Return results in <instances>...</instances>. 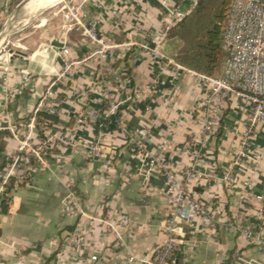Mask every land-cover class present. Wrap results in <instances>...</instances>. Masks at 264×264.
<instances>
[{
  "label": "crops",
  "instance_id": "crops-1",
  "mask_svg": "<svg viewBox=\"0 0 264 264\" xmlns=\"http://www.w3.org/2000/svg\"><path fill=\"white\" fill-rule=\"evenodd\" d=\"M13 1L0 0V17ZM189 3L86 1L79 19L94 23L97 35L109 44L122 45L113 58L83 61L96 46L67 15L63 0L21 23V54L0 63V132L9 133L0 152V175L18 155L10 128L30 117L65 61L74 64L53 87L58 114L40 115L34 137L68 135L72 144L54 142L44 166L19 157L16 175L22 181L11 179L6 207L0 208V264H146L152 258L164 240L170 205L163 194L165 172L151 169L149 158L163 159L167 171L184 182V171L194 160L183 149L199 133L195 106L201 89L187 76L173 80L172 67L140 45L160 33L172 7L187 10ZM63 47L69 55L61 54ZM107 97L118 103L120 117L105 119L97 140V118L106 111ZM247 113L246 103L230 98L218 133L208 139L197 168L214 178L199 177L187 185L195 198L212 205V222L181 224L184 248L174 264H264L263 216L256 201L240 196L244 181L252 184L248 193L253 199L264 196V126L255 133L244 165L234 171L239 183L227 188L219 180L232 168ZM142 136L147 155L134 150L133 142ZM96 140L98 155L91 158L87 146ZM124 217L129 224L117 239L112 226ZM245 231L260 240H248Z\"/></svg>",
  "mask_w": 264,
  "mask_h": 264
},
{
  "label": "built area",
  "instance_id": "built-area-1",
  "mask_svg": "<svg viewBox=\"0 0 264 264\" xmlns=\"http://www.w3.org/2000/svg\"><path fill=\"white\" fill-rule=\"evenodd\" d=\"M86 1L89 0H63L67 15L82 28L86 37L96 46V49L83 61L93 57L113 58L122 45L109 44L103 37L97 35L94 23L85 25L79 19V11ZM94 1L100 4L101 0ZM194 4L193 1L187 10H182L177 5L172 7L169 12V21L163 24L160 33L150 35L148 41L140 45L145 53L166 62L168 66L172 67L173 80L187 76L194 79L195 85L201 89L196 97L195 106L199 133L193 135L183 149V152L194 160V165L184 171V182L179 183L175 176L167 171V165L163 159L149 158L151 169L161 167L165 172L163 194L170 206L164 227V240L153 250L152 258L146 264H174L176 256L180 255L184 248L181 224L190 225L196 219L212 222V205L195 198L187 183L199 177L214 178L211 172H201L197 167L201 165L203 153L208 150V139L215 136L220 129L222 112L230 98L236 97L246 103L248 113L239 139V148L232 162V168L226 170L219 178L225 187L231 188L239 183L234 171L239 170L244 165L255 133L264 126V4L259 0H233L231 2L221 39V47L226 56L219 77L198 73L167 58L161 51L169 31L190 14ZM61 54L63 56L69 55L68 49L63 47ZM73 64L72 61L64 62L56 79L48 85L44 94L35 104L30 117L25 122L19 123L17 127L10 128L12 136L18 141V155L0 175V202L6 199L7 186L13 177L17 181H22V177L16 175L19 157L32 158L36 164L44 166L46 165V151L54 142H59L62 146L72 144L68 135L50 136L39 141L34 137V133L40 115L55 116L58 114L59 109L53 97V87L57 82L67 78ZM113 73L110 71V74ZM118 109V103L107 97L106 111L97 118V140L102 137L105 119L112 118L116 122ZM97 140L87 146L91 158L98 155ZM144 142L145 136H142L136 139L133 145L138 152L147 155L143 149ZM150 174L151 171H147L146 175L150 176ZM241 187V198L256 201L259 205L258 212L263 216L259 227L261 229L264 227V196L253 199L248 193L252 187L248 181L242 182ZM128 224L129 219L127 217L114 224L112 226L114 237L119 239L120 230ZM229 225L233 227V223H229ZM244 235L250 241L260 240L259 236L251 231H245ZM93 259L96 260V257ZM129 260L133 261L134 258L130 257Z\"/></svg>",
  "mask_w": 264,
  "mask_h": 264
},
{
  "label": "trees",
  "instance_id": "trees-1",
  "mask_svg": "<svg viewBox=\"0 0 264 264\" xmlns=\"http://www.w3.org/2000/svg\"><path fill=\"white\" fill-rule=\"evenodd\" d=\"M232 1L221 0L213 9L212 16L206 25L202 26V28L194 29L192 16L200 12L205 4V0H198L195 9L192 10L193 14L186 16L168 33L167 38H179L183 41L185 39L186 42H188L189 37L191 38L189 43H192V45L190 48L186 46L181 52L179 50L177 54H174L172 56L174 61L207 76L219 77L221 75L222 65L226 56L221 47V39L226 25L227 11ZM259 1L264 4V0ZM184 35H186V38L183 37ZM218 70V75H214ZM119 115L120 110L118 109L116 118L119 119ZM42 116L44 119L49 117L48 115ZM95 132L97 133V130ZM8 135V132H0V152L5 148L4 138ZM134 150L138 151L136 147H134ZM5 207V200H2L0 208L5 209Z\"/></svg>",
  "mask_w": 264,
  "mask_h": 264
},
{
  "label": "rangeland",
  "instance_id": "rangeland-1",
  "mask_svg": "<svg viewBox=\"0 0 264 264\" xmlns=\"http://www.w3.org/2000/svg\"><path fill=\"white\" fill-rule=\"evenodd\" d=\"M23 1L24 0H14L13 3L11 4V6L9 7V9L7 10V12H5L3 15H1V17H0V35L5 30L7 23L10 20L14 19V17H13L15 15L14 13L16 12L17 8L22 4ZM58 1L59 0H55L52 5H54ZM193 1L195 2V4L193 5L192 10L195 9V7L198 3V0H189V2H190L189 7L193 4ZM230 1H232V0H230ZM220 2H221V0H205L204 8L200 12L195 13L192 16V18L194 20V25H193L194 29H197L199 27L202 28V26L206 25L207 21L212 16L213 9ZM34 3H35V0H31L27 5H28V7H32ZM52 5H50V6H52ZM192 10L189 14L190 16L193 14ZM20 24L21 23H19V21H16V22L14 21V25H13L14 28H12L10 30V33L6 36L5 40L3 41L2 45L0 46V63L1 62L8 63V61L10 60V57H11L10 54L8 53L9 50L17 51L19 49L18 39H19V31H20L19 26H20ZM30 26H31V23L28 25V29H30ZM183 37L186 38V35H184ZM188 39H189L188 42H186L185 39L183 41L179 38H167L166 41L164 42L162 48H161V51L170 55V56H173L174 54H177V52H179V50L181 52V50L184 49L186 46H188L190 48V46L192 45V43L191 44L189 43L191 38L189 37ZM218 73H219V70L217 72H215L214 75H218Z\"/></svg>",
  "mask_w": 264,
  "mask_h": 264
},
{
  "label": "bare ground",
  "instance_id": "bare-ground-1",
  "mask_svg": "<svg viewBox=\"0 0 264 264\" xmlns=\"http://www.w3.org/2000/svg\"><path fill=\"white\" fill-rule=\"evenodd\" d=\"M55 0H35V3L33 4L32 7H28L29 0H27L24 5L22 6L21 10L18 13V17L15 18V15L13 16L14 19L10 20L6 27L5 30L2 32L0 35V46L2 45L3 41L5 40L6 36L10 33V30L14 28V21H19L20 23H27L32 19L34 14L37 11H40L46 7H49L54 3ZM29 11V12H28ZM21 25V24H20ZM17 26V25H16ZM20 27V26H19ZM17 28V27H16Z\"/></svg>",
  "mask_w": 264,
  "mask_h": 264
},
{
  "label": "water",
  "instance_id": "water-1",
  "mask_svg": "<svg viewBox=\"0 0 264 264\" xmlns=\"http://www.w3.org/2000/svg\"><path fill=\"white\" fill-rule=\"evenodd\" d=\"M8 53L10 54L11 57H13V56H17V55H20V54H21L20 52H18V51H13V50H9Z\"/></svg>",
  "mask_w": 264,
  "mask_h": 264
}]
</instances>
